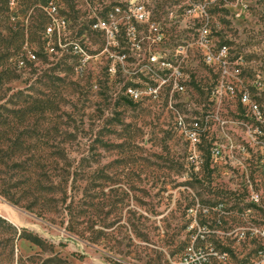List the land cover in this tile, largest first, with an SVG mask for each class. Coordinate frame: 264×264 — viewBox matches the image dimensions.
I'll return each mask as SVG.
<instances>
[{"label": "rangeland", "instance_id": "374dc122", "mask_svg": "<svg viewBox=\"0 0 264 264\" xmlns=\"http://www.w3.org/2000/svg\"><path fill=\"white\" fill-rule=\"evenodd\" d=\"M195 212L227 264L253 246L227 234L264 223V0H0V264H176Z\"/></svg>", "mask_w": 264, "mask_h": 264}, {"label": "built area", "instance_id": "2783aa9c", "mask_svg": "<svg viewBox=\"0 0 264 264\" xmlns=\"http://www.w3.org/2000/svg\"><path fill=\"white\" fill-rule=\"evenodd\" d=\"M198 14L203 19L206 16L205 10L203 7H197ZM45 15L47 16L49 23L44 29V36L46 39L51 37H56L58 40L61 39V35L64 33L66 28V22L63 18L57 17V9L54 3H50L46 8H44ZM138 18L142 19V15H136ZM140 19V20H141ZM139 20L132 15L128 18V28L135 29L138 25ZM93 27L95 29H105V22L98 21ZM199 43L203 44L206 48L204 53V60L208 65H218L221 72H225V67L228 65L229 58V48L225 44H222L218 47L213 46L209 42V30L205 25L200 26L199 30ZM60 46V45H59ZM71 49L75 54L83 53V50L76 43L71 44ZM237 70L241 71L239 65H236ZM239 73V72H238ZM241 73V72H240ZM223 77V76H222ZM222 81L219 85L214 87L213 93H218L219 89L222 88ZM254 90L260 89V85L252 86ZM126 93L129 97L136 99L138 93L133 88H127ZM238 102L241 106L247 108L248 112L251 114L253 120H261L263 117V112L261 108L251 100L250 90L246 87L241 88L238 92ZM181 124L179 123V126ZM193 132L189 134L190 139L193 143L197 142V129L198 123L194 122L192 125ZM218 151H214L213 155H218ZM248 203L253 206H259L260 195L258 193H251L248 197ZM251 209L247 208L246 213H249ZM204 214H208V210L205 209ZM197 212H195V222L197 224V229L192 232V238H194L193 243L185 249L183 254L179 257L176 264H211V262H216L219 264H227L230 259V252L227 249L217 250L215 246H207L200 244V242L206 240L208 234H210V227L207 221L201 223L197 222ZM217 223H220L218 221ZM228 236H233L238 241L247 242L253 244L251 250L248 252L246 257L238 261L237 264H264V223L261 224H251L247 223L246 225H240L232 232L227 234ZM195 242L199 244L195 245Z\"/></svg>", "mask_w": 264, "mask_h": 264}]
</instances>
